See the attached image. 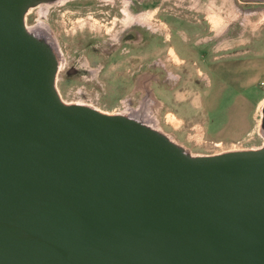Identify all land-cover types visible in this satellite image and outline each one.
I'll return each instance as SVG.
<instances>
[{"label": "water", "instance_id": "water-1", "mask_svg": "<svg viewBox=\"0 0 264 264\" xmlns=\"http://www.w3.org/2000/svg\"><path fill=\"white\" fill-rule=\"evenodd\" d=\"M57 1L0 0V264H264V144L193 156L65 103L56 46L27 28Z\"/></svg>", "mask_w": 264, "mask_h": 264}, {"label": "rangeland", "instance_id": "rangeland-1", "mask_svg": "<svg viewBox=\"0 0 264 264\" xmlns=\"http://www.w3.org/2000/svg\"><path fill=\"white\" fill-rule=\"evenodd\" d=\"M42 22L53 31L63 60L57 88L65 103L122 114L148 104L144 83L149 89L152 83L168 103L162 106L153 94L158 104L148 107L157 122L130 115L147 120L193 156L264 144L260 131L242 141L204 134L212 79L195 58L232 56L260 39L253 43L264 51V0H61L31 9L28 28Z\"/></svg>", "mask_w": 264, "mask_h": 264}, {"label": "crops", "instance_id": "crops-1", "mask_svg": "<svg viewBox=\"0 0 264 264\" xmlns=\"http://www.w3.org/2000/svg\"><path fill=\"white\" fill-rule=\"evenodd\" d=\"M260 40L253 42L259 44ZM251 42L249 50L232 56H208L203 59L195 57L198 62L207 66L205 69L212 79V95L204 103L207 119L203 121L208 120L204 134L215 141H242L260 131L261 110L264 105V51ZM238 46L234 45V48ZM182 58L193 60L188 55ZM150 89L162 106L168 105L164 100L166 93L153 89L152 83ZM237 114L244 117H230Z\"/></svg>", "mask_w": 264, "mask_h": 264}, {"label": "bare ground", "instance_id": "bare-ground-1", "mask_svg": "<svg viewBox=\"0 0 264 264\" xmlns=\"http://www.w3.org/2000/svg\"><path fill=\"white\" fill-rule=\"evenodd\" d=\"M59 1H61V0H59ZM58 2V1H57ZM56 3V2H55ZM40 6H42V7H48V6H51V4H42V5H40ZM31 11V10H30ZM30 29V31L32 32V33H35V34H37V35H41V36H44V37H46L49 41H51L55 46H56V44L54 43V42H56V37L54 36V33H53V31L51 30V28H50V26L48 25V24H46L45 22L43 23H40L38 26H36V30H34V29H31V28H29ZM38 29V30H37ZM54 41V42H53ZM56 48H57V50H58V52H59V56H60V68L62 67V65H63V60L61 59V55H60V51H59V49H58V47L56 46ZM150 81V80H149ZM145 84V85H144ZM143 85H144V88H146V90L149 92L148 93V98H149V102H147L148 104H146V105H144V106H142V107H140V108H138V109H131L132 111H130V112H125V113H123V115H128V116H130V117H133V118H136V119H138V120H142L143 122H145L146 124H148V125H150L152 128H155V129H157V130H159L158 128H156L155 126H153L152 124H150L147 120H145V119H143V118H141V117H135V116H132V115H130L131 113H135L136 115H143V116H145L146 117V119H148V120H152L154 123L155 122H157V117H156V115H155V113H153L152 112V110L148 107V106H152V107H154V106H156V104H158V101L156 102V100H155V98H154V96H153V93H152V91H150V89H149V84H146V82L144 83ZM149 89V90H148ZM91 106V105H90ZM130 109V108H129ZM260 133L264 136V133H262L261 131H260ZM170 137V136H169ZM172 139V138H171ZM233 151H236V150H233Z\"/></svg>", "mask_w": 264, "mask_h": 264}, {"label": "built area", "instance_id": "built-area-1", "mask_svg": "<svg viewBox=\"0 0 264 264\" xmlns=\"http://www.w3.org/2000/svg\"><path fill=\"white\" fill-rule=\"evenodd\" d=\"M27 28H28V26H27ZM28 30L30 31V29L28 28ZM75 104H77V103H75ZM83 105H86V104H83ZM123 114V113H122Z\"/></svg>", "mask_w": 264, "mask_h": 264}, {"label": "flooded vegetation", "instance_id": "flooded-vegetation-1", "mask_svg": "<svg viewBox=\"0 0 264 264\" xmlns=\"http://www.w3.org/2000/svg\"><path fill=\"white\" fill-rule=\"evenodd\" d=\"M60 71V70H59ZM71 73H73L74 71H70Z\"/></svg>", "mask_w": 264, "mask_h": 264}]
</instances>
